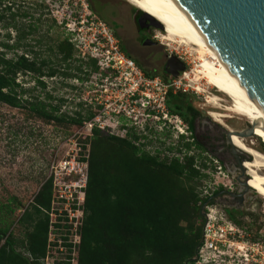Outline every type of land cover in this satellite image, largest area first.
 <instances>
[{"label": "rangeland", "instance_id": "rangeland-1", "mask_svg": "<svg viewBox=\"0 0 264 264\" xmlns=\"http://www.w3.org/2000/svg\"><path fill=\"white\" fill-rule=\"evenodd\" d=\"M103 2L106 6H98L97 14L91 11L88 0H5L0 4V55L5 60L17 61L22 54L31 56L32 53L29 52H34L37 67L45 62L43 70L46 73L39 77L45 86L39 84L38 74L17 75V93L22 104L20 108L0 103V206H5L3 210L7 211V214H0V228L10 226L13 238L17 241L16 249L25 256L27 252L20 244L24 240L26 242L27 224L20 220L50 179L53 180L54 193L50 226L61 224L60 226L70 227L71 214L81 216L82 221L85 204L82 196H85L87 188L88 161L94 135L84 128V124L43 119L31 106L43 103L48 111L52 106L59 107L60 110L55 115L75 120L87 118L90 113L98 114L100 109L97 104L86 107L80 103L82 97L92 90L87 86L90 77L96 72L92 61L83 59L76 50L66 60L59 48L67 42L72 43L71 40L75 37L72 29L75 26L86 32L89 24L102 21L115 32L118 31L126 44H133L135 50L138 49L135 44L137 39L153 38L157 42L156 47L139 48L140 53L136 50L138 54L145 56L158 52L155 65H151L153 68L160 69L167 56L183 58L188 78L180 79L182 89L188 90L185 93L188 102L200 112L201 118L197 125L201 132L210 131L212 141L220 147L221 152L220 155H214L197 149L192 141L193 135L185 123H177L184 135L177 129H168L176 125L174 119L171 124H153L154 130L147 136L138 135L140 129H131V136L127 137H122L118 132L119 128H109L106 125H115L114 121L103 120L106 130L101 131V137L115 136L133 140L141 152L168 164L176 159L183 164L188 159H193V166L202 174L201 178L190 184L195 187L199 200L205 201L206 197L215 196L223 189L244 192L245 204L239 209L226 208V211H231L234 221L240 227H249L253 235L264 232V197L253 189L245 188L244 183L249 176L241 166L246 160L251 161L252 157H247L240 150L239 153L234 152L228 141L229 132H245L251 128V122L233 113L212 108L208 99L211 95L219 97L223 107L230 105V101L205 80L197 78L194 71L200 65L201 58L191 48L162 40L164 32L151 26L148 21H143L144 25H149L145 29L137 24V18L142 17L143 11L127 0ZM9 6H12L10 11L7 9ZM79 22H85L84 27ZM19 37H22L21 41ZM117 37L123 44L121 37ZM50 72L55 73L50 76ZM198 87H201V92L197 91ZM212 111L228 117L223 119L224 122H217L210 115ZM120 121L126 122L123 118ZM128 124L129 128L133 126ZM111 132L115 134L112 135ZM135 136L139 139L134 140ZM244 139L249 147L264 153L261 140L256 137ZM244 157H247L246 160ZM17 203L21 204L20 209L8 212L7 208H15ZM76 221L74 218V222Z\"/></svg>", "mask_w": 264, "mask_h": 264}, {"label": "trees", "instance_id": "trees-1", "mask_svg": "<svg viewBox=\"0 0 264 264\" xmlns=\"http://www.w3.org/2000/svg\"><path fill=\"white\" fill-rule=\"evenodd\" d=\"M3 1L0 0V4ZM7 9L10 11L12 6ZM91 11L98 13L95 8ZM59 50L67 60L76 49L67 42ZM92 63L96 70V62ZM44 65L45 62L37 67L36 62L24 56L15 61L5 60L0 55V103L20 108L17 75L35 72L39 78L46 74ZM146 75L150 78L159 76L150 72ZM39 83L45 86L40 79ZM185 95L182 91L169 95L167 103L172 115L184 116L182 111L189 105ZM31 108L43 119L58 123L69 121L83 125L84 119L94 118V114L90 113L87 118L68 119L55 115L59 107L52 106L48 111L43 103L32 104ZM189 109L193 110L192 107ZM189 124L192 130L193 123ZM101 133L99 129L93 131L94 142L88 161L89 174L80 226L79 264L194 262L204 229L202 208L198 206L199 196L195 187L190 185L202 177L193 166L194 160L188 159L185 164L177 159L169 164L161 162L157 157L141 152L133 140L115 136L104 138ZM138 139L135 136L134 140ZM53 202V180L50 179L20 220L27 224L26 242L24 240L20 245L34 261L17 251V241L10 226H7L0 228V264H40L39 260L47 251ZM20 207L21 204L17 203L15 208L7 210L13 213ZM3 209L5 206H0V214H7Z\"/></svg>", "mask_w": 264, "mask_h": 264}, {"label": "built area", "instance_id": "built-area-1", "mask_svg": "<svg viewBox=\"0 0 264 264\" xmlns=\"http://www.w3.org/2000/svg\"><path fill=\"white\" fill-rule=\"evenodd\" d=\"M84 23L79 22L81 27H84ZM72 33L75 37L71 42L78 54L97 65L90 81H86L92 90L80 102L86 107L97 104L100 109L98 114L93 113V119H84V128L89 133L93 134L94 129L105 131L103 120H112L115 125L107 122L106 125L119 128L122 137H127L131 129H140L138 135L147 136L154 130L153 124H171L174 119L176 125L168 129H177L184 135L177 124L182 125L183 121L171 114L167 102L170 94L188 92L182 89L180 81L188 78L186 71L168 81L148 77L144 69L123 49L116 33L102 21L89 24L86 32L75 26ZM180 59L185 62L182 57ZM121 118L127 123L120 121ZM128 123L133 126L129 128ZM211 196L198 203L202 208L204 229L194 264H264V232L253 235L249 227H240L230 218L227 207H222L218 202L213 203ZM60 197L63 198L62 195ZM70 219V227L61 224L50 226L47 251L39 260L40 264H79L81 216L71 214ZM25 256L34 261L30 253L27 252Z\"/></svg>", "mask_w": 264, "mask_h": 264}, {"label": "bare ground", "instance_id": "bare-ground-1", "mask_svg": "<svg viewBox=\"0 0 264 264\" xmlns=\"http://www.w3.org/2000/svg\"><path fill=\"white\" fill-rule=\"evenodd\" d=\"M127 1L154 17L164 26L162 40L189 47L201 58L200 65L194 71L197 78L205 80L230 101V105L223 107L221 105L222 100L211 95L208 99L212 108L220 112L224 110L233 113L247 119L251 124H255L254 137L261 140L264 145V108L179 3L176 0ZM196 89L199 92L202 91L201 87ZM217 111H212L211 117L217 122H224L223 119L228 116ZM230 143L252 157L251 161H245L242 164V170H247L248 185L264 197V153L249 147L245 139L237 133L230 136Z\"/></svg>", "mask_w": 264, "mask_h": 264}, {"label": "water", "instance_id": "water-1", "mask_svg": "<svg viewBox=\"0 0 264 264\" xmlns=\"http://www.w3.org/2000/svg\"><path fill=\"white\" fill-rule=\"evenodd\" d=\"M176 1L264 108V0ZM143 21L162 31L165 29L158 20L144 12L139 24L145 29L149 25H144ZM181 64L173 76L178 77L186 70L184 63ZM254 127L252 124L239 135L254 137ZM231 134L228 133L229 143ZM231 146L239 153L238 148Z\"/></svg>", "mask_w": 264, "mask_h": 264}, {"label": "flooded vegetation", "instance_id": "flooded-vegetation-1", "mask_svg": "<svg viewBox=\"0 0 264 264\" xmlns=\"http://www.w3.org/2000/svg\"><path fill=\"white\" fill-rule=\"evenodd\" d=\"M89 1V7L90 8H95L96 10H98V6H106L103 2V0H88ZM4 2V1H3ZM141 17L137 18V24H139ZM147 25V24H146ZM117 36L121 35L119 34V32H116ZM21 37H19V41ZM122 39V37H121ZM153 38L147 37V38H143V39H137L135 42V44L137 45L138 49L141 50L143 48L146 47H156L157 46V42L152 40ZM155 39V38H154ZM122 47L123 49L128 53V55L133 58L143 69L145 72H150V73H156L158 74L159 78L163 79V80H169L175 76H173L175 73L178 72V69L182 66V62L180 58L174 59V56H167V60L164 61V65H162V67L159 68H153L151 67V65H155L156 63V55L157 53H151L148 56L142 55V54H138L137 51H139L138 49H134V45L133 44H126L123 39H122ZM18 46V45H17ZM133 47V48H131ZM32 53L31 56H28L26 54H22V56L28 58L31 60V62L35 63L36 62V53L34 52H29ZM140 53V51H139ZM139 55V56H137ZM141 55V56H140ZM22 56H19L17 60H19ZM184 63V67L185 69H187V65L185 62ZM169 66V67H168ZM34 76H36L37 74L35 72L30 73ZM41 79V78H38ZM40 84V83H39ZM41 85V84H40ZM180 92H177L174 95L179 94ZM192 107L193 110L191 111L189 108ZM183 112V117L179 116V115H173V116H177L180 117L181 120L183 121V123L187 124V128L190 130L191 134L193 135L192 141L194 142V146L197 147V149L199 150H205L207 153H211L214 155H220V147H218L216 145L215 142L212 141L211 139V132H201L199 126L197 125V121L200 117V112H198L197 110H195V108L193 107V105L191 103H189V105L186 106V108L182 111ZM190 123H193V129L191 130V126ZM247 158V157H246ZM246 158L244 157V160H246ZM247 161V160H246ZM239 165V164H238ZM242 166V165H241ZM245 171V170H244ZM247 182V184H246ZM245 184V188H247L246 186H248V188L252 189L249 185H248V181H246ZM220 193H217L215 196H211V201L213 202H218L220 204H223L224 206H226L228 209H239L240 206H242L243 204H245L246 202V196L243 193H239V190L234 192V191H230V190H220ZM229 216L231 219L234 220L235 217H233L234 215L232 214V212H228ZM190 264H194V262L190 263Z\"/></svg>", "mask_w": 264, "mask_h": 264}, {"label": "crops", "instance_id": "crops-1", "mask_svg": "<svg viewBox=\"0 0 264 264\" xmlns=\"http://www.w3.org/2000/svg\"><path fill=\"white\" fill-rule=\"evenodd\" d=\"M108 25V24H107ZM109 26V25H108ZM110 27V26H109ZM111 28V27H110ZM112 29V28H111ZM113 30V29H112ZM114 31V30H113ZM115 32V31H114ZM116 33V32H115ZM117 35V34H116Z\"/></svg>", "mask_w": 264, "mask_h": 264}]
</instances>
